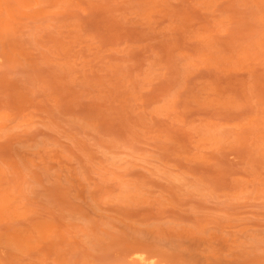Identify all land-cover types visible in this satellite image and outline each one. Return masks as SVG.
I'll list each match as a JSON object with an SVG mask.
<instances>
[{"label": "rangeland", "instance_id": "374dc122", "mask_svg": "<svg viewBox=\"0 0 264 264\" xmlns=\"http://www.w3.org/2000/svg\"><path fill=\"white\" fill-rule=\"evenodd\" d=\"M150 258L264 264V0H0V264Z\"/></svg>", "mask_w": 264, "mask_h": 264}, {"label": "bare ground", "instance_id": "6f19581e", "mask_svg": "<svg viewBox=\"0 0 264 264\" xmlns=\"http://www.w3.org/2000/svg\"><path fill=\"white\" fill-rule=\"evenodd\" d=\"M142 257V256H141ZM144 259V258H143ZM142 259V260H143ZM150 259H152V258H150ZM154 259V258H153ZM145 260V263L144 264H161L160 262H158L157 260L155 261V259L154 260Z\"/></svg>", "mask_w": 264, "mask_h": 264}]
</instances>
